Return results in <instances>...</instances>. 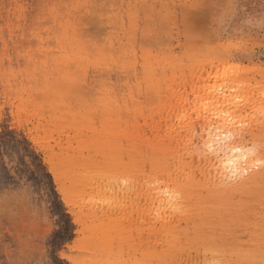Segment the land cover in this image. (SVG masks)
I'll return each instance as SVG.
<instances>
[{"label":"rangeland","instance_id":"374dc122","mask_svg":"<svg viewBox=\"0 0 264 264\" xmlns=\"http://www.w3.org/2000/svg\"><path fill=\"white\" fill-rule=\"evenodd\" d=\"M252 144L264 0H0V264H264V173L223 195L203 154ZM152 160L193 179L189 213L157 220Z\"/></svg>","mask_w":264,"mask_h":264},{"label":"bare ground","instance_id":"6f19581e","mask_svg":"<svg viewBox=\"0 0 264 264\" xmlns=\"http://www.w3.org/2000/svg\"><path fill=\"white\" fill-rule=\"evenodd\" d=\"M230 98H227L224 94L218 95V101H225L226 103H230ZM233 103V102H232ZM235 103V102H234ZM153 118V117H152ZM236 117L232 115H228L226 117L223 116V125L235 127L236 126ZM237 127V126H236ZM212 135H209V138L206 140V144L208 141H211ZM240 143V142H239ZM238 149V150H237ZM204 157L209 161H214L213 170L216 171L215 174L221 175L224 177L222 180L224 182L219 187L218 191L221 192L223 195L230 196V192L232 190H250V192L259 191L255 189L254 186H250L253 177L261 176L264 173V170L261 172H252V167L254 165L263 164L264 165V156L260 154V145L259 144H252L250 146H227L222 148V156L219 157L217 153H214L211 146H205L204 148ZM154 159V158H153ZM173 162H169L168 164L162 165L163 163L158 162L156 160L151 161V175L156 176L159 174V181L164 184V188L157 189L158 194L161 196L159 199V203L156 206L155 217L157 220H163L167 218L169 215L166 214L171 209H175L176 213H180V210H183V213H189L184 209V196L188 193V189L193 182V179L190 176L182 177L178 171L175 170ZM133 164H130L132 166ZM139 165H135V168H138ZM160 170L159 172H157ZM233 180H231V179ZM234 179L237 181H234ZM232 182H237L238 185ZM112 185H104L101 183H97L95 187L96 195L102 200L100 202H109L108 204L119 205L120 203V196L113 191L114 183L110 182ZM115 189V187H114ZM261 191V190H260ZM258 194H261L259 192ZM264 196L261 194L259 195L258 204L261 203ZM207 200V197H199L195 200L194 209L190 212L197 215L199 213L200 205L204 204ZM92 204L91 210L95 211L100 203L97 202H89ZM197 205L199 206L197 208ZM264 205V204H263ZM177 209V210H176ZM167 229V233L171 234V236L175 239H179L180 235L176 232L175 228L172 225L165 226ZM182 246V245H181ZM221 250H215L213 256L216 259L221 258L222 255ZM170 255L163 252V253H155L154 260H156V264H167L169 262Z\"/></svg>","mask_w":264,"mask_h":264},{"label":"snow or ice","instance_id":"6c2138e0","mask_svg":"<svg viewBox=\"0 0 264 264\" xmlns=\"http://www.w3.org/2000/svg\"><path fill=\"white\" fill-rule=\"evenodd\" d=\"M44 264H58V262H57V260L54 257L53 260H51V261H45Z\"/></svg>","mask_w":264,"mask_h":264}]
</instances>
